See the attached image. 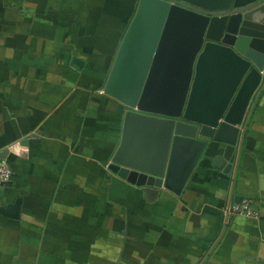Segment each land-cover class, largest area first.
I'll list each match as a JSON object with an SVG mask.
<instances>
[{"label": "crops", "instance_id": "1", "mask_svg": "<svg viewBox=\"0 0 264 264\" xmlns=\"http://www.w3.org/2000/svg\"><path fill=\"white\" fill-rule=\"evenodd\" d=\"M138 3L0 0V161L14 170L11 184L0 186V208L22 200L19 220L0 214V264H94V251L132 264L146 248L136 238L110 236L127 223L131 207L146 238L155 229L164 235L161 252L171 246L160 258L166 264H264V91L247 128H240L231 175L213 168L208 153L181 197L163 190L149 204L108 169L125 109L105 94L84 93L87 61L76 53L92 36L111 71ZM84 18L86 37L74 39ZM75 58L85 61L82 71L72 67ZM244 201L256 217H223ZM94 228L106 235L103 249L94 250ZM177 243L185 244L182 254ZM152 255L157 259L156 250L146 258Z\"/></svg>", "mask_w": 264, "mask_h": 264}, {"label": "water", "instance_id": "2", "mask_svg": "<svg viewBox=\"0 0 264 264\" xmlns=\"http://www.w3.org/2000/svg\"><path fill=\"white\" fill-rule=\"evenodd\" d=\"M262 73L264 0H139L104 87L125 109L109 171L149 204L163 190L181 197L208 155L231 175ZM21 207L0 214L19 220Z\"/></svg>", "mask_w": 264, "mask_h": 264}, {"label": "rangeland", "instance_id": "3", "mask_svg": "<svg viewBox=\"0 0 264 264\" xmlns=\"http://www.w3.org/2000/svg\"><path fill=\"white\" fill-rule=\"evenodd\" d=\"M66 9L68 11L72 10L75 7L74 3H70V4H66ZM74 22H76L75 18H74ZM85 22V20H84ZM73 38L74 36L71 35ZM86 36L84 35L83 38H85ZM86 38H89L88 40H86L87 42H84L81 47L80 50H78V52L76 53L77 56L85 59L87 61V66H86V71L82 74L85 78L82 79V90L84 91H89V92H94V94H104V87L106 85V79L105 77L107 76V74L110 71V64L106 65L107 60L106 58H103L100 55V51L96 52L94 51V38L92 36H88ZM73 44L74 41H73ZM74 46V45H72ZM96 48V46H95ZM104 60V64H102V61ZM83 108L82 111L84 114H86L87 111L90 110L89 106H88V102L87 100L83 97ZM94 114H95V110H94ZM108 159V157H104V160ZM106 163V162H104ZM101 168H103L104 173L106 174L105 170L107 168L106 164H100ZM110 187V186H109ZM97 196V195H96ZM108 196H110V194H108ZM96 197L94 196V199ZM136 213L138 214V212L132 210L131 207V215L130 217H128L127 219V225L125 223H123L122 225H120L118 227V229L112 230L110 231L112 234L110 235L112 237L113 240L118 241L120 240L119 238L121 237V235H124L123 237L128 238V236L132 237V238H136V240L138 242H141L143 249L146 248V252H143L144 250L141 249L140 253V258H137L134 263L132 264H166V262L162 261L160 258L162 256L167 255L169 248H171V246L169 245V247L166 245H162V249L167 251V252H161L162 250L159 249L160 247V238H164V235L161 236H156V234L154 233L155 229H152V237H145V234L143 233L144 229L140 227V225H138L139 220L142 218H138L135 219V215ZM142 216V215H141ZM223 217H226L225 214V210L223 212ZM101 224V223H99ZM107 232V230H106ZM159 232H161L159 230ZM121 234V235H120ZM106 235H102L101 230L98 228H94V250L97 248H105L107 245L105 244V242L103 241L105 239ZM178 238V236H176ZM184 238H187L186 236H182ZM158 238V240L156 239ZM180 238V237H179ZM102 239V240H101ZM183 239V238H182ZM181 241V240H180ZM178 244V243H177ZM106 245V246H105ZM137 245V244H136ZM185 244H178V250L180 251V254H182V251L180 248L185 247L183 246ZM138 246V245H137ZM126 247V243H124V248ZM124 248H120L121 250H119L121 253L122 249ZM174 248L176 249V246L174 245ZM151 250V251H155L157 253V259H154L153 257H155V255L149 256L148 258H146L147 255V251ZM108 255L104 254V253H98L94 251V264H126L124 262L121 261V259H118L117 261L114 259H109L107 257ZM97 257V258H96ZM126 258V256L122 257V260ZM117 259V258H116ZM190 260H184V259H179L178 263L179 264H189ZM168 264H172L170 263V260L167 262Z\"/></svg>", "mask_w": 264, "mask_h": 264}, {"label": "built area", "instance_id": "4", "mask_svg": "<svg viewBox=\"0 0 264 264\" xmlns=\"http://www.w3.org/2000/svg\"><path fill=\"white\" fill-rule=\"evenodd\" d=\"M264 74V73H262ZM14 177L12 166L5 160L0 161V186L9 185ZM226 216L229 217H248L254 218L257 213L253 211L251 202L244 201L238 205L231 206L225 209Z\"/></svg>", "mask_w": 264, "mask_h": 264}, {"label": "trees", "instance_id": "5", "mask_svg": "<svg viewBox=\"0 0 264 264\" xmlns=\"http://www.w3.org/2000/svg\"><path fill=\"white\" fill-rule=\"evenodd\" d=\"M84 20H85V18H84ZM80 24H81V26H80V28H79V30L77 31V33L75 34H73V36H74V39L76 38H81V37H84V35H85V22L84 23H82L81 21L79 22Z\"/></svg>", "mask_w": 264, "mask_h": 264}]
</instances>
